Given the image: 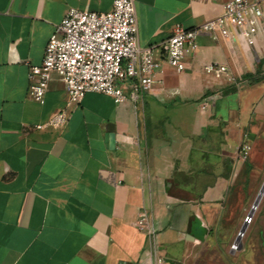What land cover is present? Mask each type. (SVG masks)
Instances as JSON below:
<instances>
[{"label": "crops", "instance_id": "1", "mask_svg": "<svg viewBox=\"0 0 264 264\" xmlns=\"http://www.w3.org/2000/svg\"><path fill=\"white\" fill-rule=\"evenodd\" d=\"M133 1L139 42L162 61L176 23L197 26L222 14L226 0ZM112 5L0 0V264H180L226 210L243 163L237 149L263 109L259 83L243 77L257 66L233 26L234 39L202 31L183 71L164 61L143 102L88 92L66 106L57 73L43 104L29 95V65L41 64L67 10ZM211 62L228 64L235 80L207 72ZM62 109L66 124H47ZM143 208L153 217L156 257L136 226Z\"/></svg>", "mask_w": 264, "mask_h": 264}, {"label": "built area", "instance_id": "2", "mask_svg": "<svg viewBox=\"0 0 264 264\" xmlns=\"http://www.w3.org/2000/svg\"><path fill=\"white\" fill-rule=\"evenodd\" d=\"M223 8L222 14L197 26L176 23L162 44L165 58L158 61L154 57L155 46H142L139 42L133 0H113L111 9L105 12L71 7L55 26L41 64L29 65V95L43 104L51 75L57 73L68 95L66 106L79 103L88 92L105 93L116 103L128 98L135 103L143 102L144 95L153 88L156 70L164 61L179 72L187 67L185 59L199 49L198 37L202 31L209 32L215 40L234 39L233 26L238 35L254 45L255 36L264 25V0H226ZM204 69L223 74L231 82L235 80L228 64L211 62ZM208 105L204 102L202 106ZM66 122L67 112L62 109L47 124L61 127ZM250 151L251 141L245 133L237 149L238 160L248 159ZM136 226L146 234L156 257V229L146 208L141 210ZM156 261L165 264L161 258Z\"/></svg>", "mask_w": 264, "mask_h": 264}, {"label": "rangeland", "instance_id": "3", "mask_svg": "<svg viewBox=\"0 0 264 264\" xmlns=\"http://www.w3.org/2000/svg\"><path fill=\"white\" fill-rule=\"evenodd\" d=\"M241 38L251 53L250 61L257 66L256 81L263 109L249 126L247 134H253L250 155L235 170L224 214L213 225L211 236L186 252L180 264H264V194L257 208L250 213L264 185V31L257 33L254 45L238 37ZM227 101L236 108L239 97L231 95ZM221 111L226 113V108ZM244 223L248 226L239 247L236 238ZM158 240L169 241L162 235Z\"/></svg>", "mask_w": 264, "mask_h": 264}, {"label": "water", "instance_id": "4", "mask_svg": "<svg viewBox=\"0 0 264 264\" xmlns=\"http://www.w3.org/2000/svg\"><path fill=\"white\" fill-rule=\"evenodd\" d=\"M111 139L113 140V135H111ZM262 187H263V186H262ZM263 192H264V191H263V189L261 188L260 191H259V193H258V195H257V198H256V200H255V202H254V204H253V206H252V208H251V212H250V213H253L254 210L256 209V207L258 206V204H259V202H260V200H261V198H262V196H263L262 194H264ZM247 226H248L247 223H244V224L242 225V227H241V229H240V231H239V233H238V236H237V238H236V242L238 243L239 247H241L242 236L244 235L245 231L247 230ZM95 264H104V260L101 259L100 261L95 262Z\"/></svg>", "mask_w": 264, "mask_h": 264}, {"label": "trees", "instance_id": "5", "mask_svg": "<svg viewBox=\"0 0 264 264\" xmlns=\"http://www.w3.org/2000/svg\"><path fill=\"white\" fill-rule=\"evenodd\" d=\"M243 77H244V78H248V79H256V80H258V79L256 78V73H252V72H248V73H246ZM252 135H253V134H250V136H249L250 141H251V137H253Z\"/></svg>", "mask_w": 264, "mask_h": 264}, {"label": "bare ground", "instance_id": "6", "mask_svg": "<svg viewBox=\"0 0 264 264\" xmlns=\"http://www.w3.org/2000/svg\"><path fill=\"white\" fill-rule=\"evenodd\" d=\"M262 189H263V191H264V185H263V187H262ZM264 193V192H263ZM263 195V194H262ZM257 208V207H256Z\"/></svg>", "mask_w": 264, "mask_h": 264}]
</instances>
